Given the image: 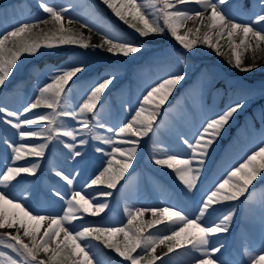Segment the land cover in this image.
Here are the masks:
<instances>
[{"label":"snow or ice","instance_id":"snow-or-ice-1","mask_svg":"<svg viewBox=\"0 0 264 264\" xmlns=\"http://www.w3.org/2000/svg\"><path fill=\"white\" fill-rule=\"evenodd\" d=\"M101 2L141 38L170 34L182 47L185 55L191 54L198 43L222 54L207 31L204 32L202 41L189 38L200 32L199 27H189L181 34V28L188 21L193 24L198 21L206 29H215L218 37H223L226 33L229 42L234 35L242 34L240 45L246 51L262 50L264 45V0H257L260 11L250 22H238L229 15L232 0ZM38 6L47 14L46 17L21 21L0 31V86L5 84L17 67L21 56H36L41 54L42 49L76 45L83 49H103L111 55L123 57L143 50L142 43L116 39L107 34H103L101 43L90 44L84 39L82 32L76 33L71 28L73 23H78L67 15L71 6L57 7L46 0H38ZM42 25L51 27L45 31ZM81 28L92 30L87 24H81ZM250 37L252 42H249ZM233 56L235 62L229 59L228 63L240 71L248 72L259 66L255 58L252 64L242 66L243 60L240 55L235 54L234 49ZM177 61L183 64L184 56H177ZM85 68L84 64L57 68L42 86H38L32 101L19 112L0 105V120L16 130L18 137L17 141L7 138L3 140L10 152L3 167H0V229H15V232H0V245L11 249L17 258L4 251H0V258L7 257L8 264H100L89 243V239H92L114 251L127 264H165L164 258L176 253L177 249L195 253L192 264H226L218 255L222 254L224 245L218 244L213 237L229 231L237 210L231 208L217 222L214 219L216 205L241 201V198L247 200L255 194L254 182L258 178L264 182V141L246 154L242 162L226 170L198 202L193 198L191 213L175 204L151 208L126 207L124 211L127 221L120 226L88 223L85 214L97 217L108 208L106 199L101 200L100 197L110 198L113 190L125 179L140 141L159 131L157 120L161 110L176 86L185 80L186 73L168 72L154 81L141 94L137 106L129 107V117L120 125L112 126L102 120L98 110L102 94L116 79L112 73L95 82L77 106H64V99L68 94L66 86L74 78H78V74L83 73ZM41 107L48 111L28 115ZM242 107V103H236L215 116L206 118L191 139L181 135V143L187 149L185 153L166 151L153 159L155 165L171 170L182 185L179 195L187 197L198 190L211 146ZM65 119L85 127L77 129L66 126ZM97 129L108 134H101ZM81 133L89 134L92 140L107 146L95 148L106 159L94 173L90 184L77 189L74 187L75 176L62 169H53L54 175L65 182L63 190L55 188L49 193L53 199L61 202V209L57 213H41L29 203L30 197L14 194L13 190L23 183L24 174H36L40 167L39 159L45 157L46 149L53 141L68 150L69 159L81 157L83 153L80 148L88 143V140L79 138ZM64 138H68L70 142ZM38 140L44 142H37ZM26 156L37 159L18 165L17 162L25 160ZM93 185H104V188L89 192L88 189ZM147 212L151 213L153 219L144 221L143 217ZM261 220V247L258 250L245 249V264H264V203L261 205ZM156 225H163V228L148 231ZM117 234H122L123 239L113 242V237Z\"/></svg>","mask_w":264,"mask_h":264},{"label":"rangeland","instance_id":"rangeland-1","mask_svg":"<svg viewBox=\"0 0 264 264\" xmlns=\"http://www.w3.org/2000/svg\"><path fill=\"white\" fill-rule=\"evenodd\" d=\"M46 2L57 7L71 6L67 15L78 21L73 23L71 28L78 33L82 32L84 39L90 44L101 43L103 34L116 39L124 38L122 33H117L122 29L118 24L119 19L110 9H107L106 5L102 4L101 0H46ZM191 6L195 7V5ZM259 11L257 0H249L248 3L246 0H232V6L228 9L229 15L238 22H250ZM46 15L39 8L38 0H0V31L18 22L33 21L44 18ZM81 24H87L92 30L81 28ZM189 27L200 28L197 35L189 36L190 39L202 41L203 34L207 31L213 43L218 44L222 54H217L215 50L203 43H198L191 54L185 55L182 47L168 33L141 38L133 29H128L130 35L137 39L133 43L143 44L142 52L123 57L111 55L103 49L82 48L76 53L79 58H69L60 64H49L33 78L22 73V65L24 66L25 62L34 56L23 55L5 84L0 86V105L19 112L32 101L37 94L38 86H42L57 68L84 64L85 71L78 76L87 77L82 83L70 81L66 86L68 94L64 99V106L73 108L82 102V97L95 82L112 73L116 79L102 94L98 110L103 121L116 126L129 117V107L137 106V100L141 94L154 81L168 72L186 73L185 80L176 86L161 110L157 120L159 131L140 141L131 167L125 179L113 190V195L110 198L100 197L101 200L106 199L108 208L97 217L85 214L86 222L95 225L120 226L127 221L124 211L126 207L151 208L175 204L191 213L194 207L193 198L198 202L226 170L242 162L246 154L264 141V138L257 139L256 143L251 141V138L257 137L256 132L263 130L264 127V118L261 115L262 112L264 114V75L257 74V71H264V45L262 50L246 51L244 46L240 45V40L243 39L242 34L234 35L229 42L226 33L223 37H218L215 35V29H206L198 21L196 24L188 21L181 28V34ZM249 42H252L251 37ZM233 49L235 54L241 56L242 66L252 64L253 58L259 66L248 72L236 69L228 63L229 59L235 62ZM51 51L56 52L57 48ZM43 52L44 50H41V53ZM177 56H184L183 64L177 61ZM251 77L254 81L250 79ZM16 78L23 81L20 87L9 84ZM236 103H242L243 107L233 115L211 146L207 162L203 166L198 190L187 197L179 195L182 185L171 170L155 165L153 159L166 151L185 153L187 149L181 143L179 138L181 135L191 139L206 118L213 117ZM46 111L48 110L41 107L28 115L34 116L35 113ZM262 122L263 125H259ZM64 123L66 126H74L77 129L85 127L68 119H65ZM96 131L104 135L108 134L99 129ZM5 138L10 141L18 140L16 130L0 120V167H3L10 152L3 143ZM79 138L88 140V143L80 148L83 153L81 157L76 160L69 159L68 150L62 144L53 141L46 149L45 157L39 159L40 167L36 174H24L25 179L21 186L13 190L14 194L30 197L29 203L41 213L59 212L61 202L53 199L49 193L55 188L63 190L65 182L54 175L53 169H62L65 173H71L75 176L74 187L80 189L90 184L94 173L106 159L97 153L95 148L107 146L92 140L86 133H81ZM64 139L68 141V138ZM36 159L26 156L25 160L17 164L25 165L28 161ZM96 188H104V185H93L88 191L91 192ZM253 191L255 194L247 200L241 198V201L216 205L217 212L214 219L217 222L231 208L237 210L229 225V231L213 237L218 244L224 245L222 254L218 255L226 264H245V249L258 250L261 247V205L264 203V182L259 178L254 182ZM151 219H153L151 213H145L143 220ZM76 223L79 224V222ZM162 228L163 225H156L154 229H148V231L154 232ZM2 231L15 232V229H0V232ZM122 239V234H117L113 237V242H119ZM25 242H27L26 238ZM89 243L100 264H127L114 251L103 250L95 240L89 239ZM0 251L17 258L11 249H6L2 245H0ZM193 255L196 254L177 249L176 253L169 254L164 261L165 264H192ZM0 264H8L7 257L0 258Z\"/></svg>","mask_w":264,"mask_h":264},{"label":"trees","instance_id":"trees-1","mask_svg":"<svg viewBox=\"0 0 264 264\" xmlns=\"http://www.w3.org/2000/svg\"><path fill=\"white\" fill-rule=\"evenodd\" d=\"M118 24H120V29L121 28L122 29L118 30L117 33L118 34L122 33L124 36L123 39H128L131 42H134L137 40L134 37H132V35H130L128 29H131V28L128 25L124 24L120 20H118ZM50 27H51V25L48 27H45V31H47L48 28H50ZM124 28H126V29H124ZM74 32L78 33L77 31H74ZM42 50H44L43 53L37 55V57L34 56V58L30 57L25 62V65L24 66L22 65V67H23L22 73H24V75H30L31 77H34L45 66H47L49 64H60L69 58H73V59L79 58V56L76 53L81 51L82 48H80L76 45H65V46L57 48L56 52L48 50V49H42ZM154 62H155V59H154ZM257 74L258 75H264V71H257ZM86 77L87 76L79 75L78 78H74L73 81H75V83H82V81ZM22 82L23 81L21 79L16 78V79L12 80L9 84L10 85H16L17 87H20ZM97 245L99 247H101L103 250H106V251L109 250V249L104 248L103 245L100 244V242H97Z\"/></svg>","mask_w":264,"mask_h":264},{"label":"bare ground","instance_id":"bare-ground-1","mask_svg":"<svg viewBox=\"0 0 264 264\" xmlns=\"http://www.w3.org/2000/svg\"><path fill=\"white\" fill-rule=\"evenodd\" d=\"M261 115L263 116V118H264V114H263V112L261 113ZM259 125H263V122L261 123V124H259ZM247 135L249 136V133L247 132ZM255 136H257L256 138H251V141H252V143H256V141H257V139H263L264 138V127H263V130H261V131H258V132H256V134H255Z\"/></svg>","mask_w":264,"mask_h":264}]
</instances>
